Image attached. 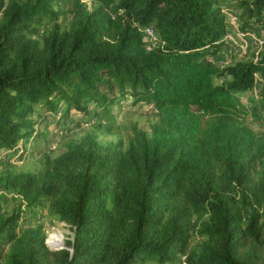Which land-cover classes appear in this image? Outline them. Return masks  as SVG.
Returning <instances> with one entry per match:
<instances>
[{
  "label": "trees",
  "instance_id": "trees-1",
  "mask_svg": "<svg viewBox=\"0 0 264 264\" xmlns=\"http://www.w3.org/2000/svg\"><path fill=\"white\" fill-rule=\"evenodd\" d=\"M94 1L0 0V149L28 152L48 111L105 112L126 93L158 118L120 151L86 135L42 152L34 171L0 169V189L19 198L10 212L0 202V264H264V135L244 123L264 109V49L215 58L229 3L253 30L264 0ZM146 25L162 43L148 47ZM255 82L245 105L237 93ZM43 200L70 229L63 246L24 224Z\"/></svg>",
  "mask_w": 264,
  "mask_h": 264
},
{
  "label": "rangeland",
  "instance_id": "rangeland-1",
  "mask_svg": "<svg viewBox=\"0 0 264 264\" xmlns=\"http://www.w3.org/2000/svg\"><path fill=\"white\" fill-rule=\"evenodd\" d=\"M85 2L89 8H93L96 4L94 0H85ZM229 8L231 14H229L227 29L231 33H234L237 29L241 28L239 19L232 15V13L236 12L235 1L229 3ZM60 22L66 24L68 16L61 15ZM249 30L255 31L256 37L264 36V26ZM143 39L150 44L144 36ZM233 45V48L230 50L218 51L215 54V58L220 66L230 65L238 60H255L259 58L264 49V45L258 48L257 43H254L250 37L247 38L245 46ZM215 80L216 82H220L221 77L216 76ZM259 89L260 83L255 82L251 87L239 91L237 94L245 105L250 106L258 100ZM41 109L37 107V110L42 111ZM95 111L93 104L90 103L87 112L72 110L69 116L63 120H58L55 116L56 114L52 111L44 113L38 126L40 135L33 143H30V150L28 152L22 154L12 152L7 154L0 149V169L34 171L37 168L38 157L42 152L48 153L51 156L57 155L69 145L82 140L86 135L93 137L97 142L99 150L103 153L120 151L127 146L130 136L134 134V130H141L150 134L151 126L158 118L154 108L150 104L143 101H135L127 93L118 95L107 111L99 113ZM244 123L257 133L264 135V109L257 110L256 114L247 113L244 117ZM104 128H109L110 130ZM259 168V173H264V166ZM0 202L2 209L10 212L17 207L19 198L9 189H0ZM24 224H41L46 234L45 242L51 248L64 244L67 234L70 233L68 225L64 221L58 220L50 212L47 200H43L41 204L32 209L26 216ZM51 233L60 234L62 243L52 244L49 239ZM199 240L200 238L192 233L190 245H196ZM182 258L183 256H181ZM182 264L186 263L182 261Z\"/></svg>",
  "mask_w": 264,
  "mask_h": 264
},
{
  "label": "built area",
  "instance_id": "built-area-1",
  "mask_svg": "<svg viewBox=\"0 0 264 264\" xmlns=\"http://www.w3.org/2000/svg\"><path fill=\"white\" fill-rule=\"evenodd\" d=\"M142 30L144 38L150 42V44H148V47H152L153 45L162 43V40L159 39L158 35L151 26L146 25L142 27ZM248 37L252 38L254 43H257L258 48L264 45V36L256 37L255 31L242 30L241 28H239L234 33H231L228 29H226L224 37L225 45L220 51L223 52L226 49L230 50L231 48H233V44L245 46Z\"/></svg>",
  "mask_w": 264,
  "mask_h": 264
},
{
  "label": "bare ground",
  "instance_id": "bare-ground-1",
  "mask_svg": "<svg viewBox=\"0 0 264 264\" xmlns=\"http://www.w3.org/2000/svg\"><path fill=\"white\" fill-rule=\"evenodd\" d=\"M49 239H50V242L52 244H60V243H62L61 235L58 234V233H51L49 235Z\"/></svg>",
  "mask_w": 264,
  "mask_h": 264
},
{
  "label": "water",
  "instance_id": "water-1",
  "mask_svg": "<svg viewBox=\"0 0 264 264\" xmlns=\"http://www.w3.org/2000/svg\"><path fill=\"white\" fill-rule=\"evenodd\" d=\"M59 246H63V244L59 245Z\"/></svg>",
  "mask_w": 264,
  "mask_h": 264
}]
</instances>
